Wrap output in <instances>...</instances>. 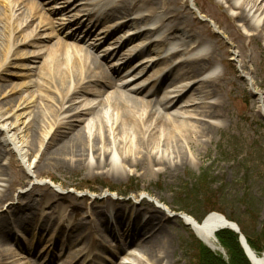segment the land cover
Wrapping results in <instances>:
<instances>
[{"label": "bare ground", "instance_id": "bare-ground-1", "mask_svg": "<svg viewBox=\"0 0 264 264\" xmlns=\"http://www.w3.org/2000/svg\"><path fill=\"white\" fill-rule=\"evenodd\" d=\"M238 1L225 0L229 9L240 10L233 19L240 23L241 27L252 32L250 36L252 41L264 44V18L261 19L264 4L258 5V0H249L245 4L237 5ZM101 2L108 5L102 16L103 21L127 20L132 14L135 15L132 20L117 24V30L127 26L135 29L134 33H128L123 45L139 40L142 35L162 32V37L150 44H146L147 41L140 45L136 44L131 46L133 50L123 47L121 61L127 58V62H130L131 58L145 51L157 54L158 58L137 63L133 68L138 66L140 72L135 74H130L127 70L128 63L118 62L109 66L107 62L115 56L116 44L121 41L119 38L111 47L113 48L111 54L106 56V63L101 62L90 50L80 46L83 39L77 36L83 28L85 33H90L92 20L88 18L87 22H84V16L91 7L99 3H80L86 6L82 15H78L77 24L82 27L67 35L72 36L73 41L68 43L59 40L41 63L39 76L41 79H38L36 84L38 90L36 99L43 105L29 113L35 101L33 94H29L27 98H19L16 106L13 99L6 101V108L0 104L2 135L0 144L4 147V149L0 147V203L4 199L12 198L16 186H21L26 181L22 175L23 168L14 160L16 153H22L21 156L26 159L34 157L32 164L37 177L48 176V173L54 170H83L87 175L99 172L116 180L128 179L131 176L143 181L160 176L171 178L186 169L188 164L197 159L212 142L220 129V124L210 122L208 119L221 122L227 120L228 112L222 99L209 101L221 90L219 84L221 76L213 74L215 67L210 65L216 58L218 42L215 41L213 48L195 52L203 42L194 40L191 33L194 21L185 10L184 3H180V0H101ZM67 3H70V0H67ZM23 4L25 8L21 7ZM193 7L197 8L194 2ZM144 8H148V14L137 15ZM197 10L199 11L198 8ZM39 11L40 6L34 0H0L1 57L5 42L10 40L15 42L22 28L30 27L38 18ZM152 19H156L155 25H150ZM200 19L210 23L204 17ZM45 24L46 20L39 17L37 26L31 27L33 32H30L22 42H15V45L33 46L31 40L35 42L47 38L36 34ZM140 24L144 25L143 29L139 28ZM212 26L214 32H218L215 25ZM59 27L61 30H69L72 25L62 23ZM177 31L182 32L185 38L176 36ZM175 39L178 40L172 43L171 41ZM165 41L174 47L169 56L161 58V53L165 51L161 46L165 45ZM258 50L264 56V45ZM179 54L187 57L181 59L174 67L169 64V70L161 78L149 77L138 86L134 84L148 65L154 66L160 61L168 62ZM33 58L37 59L36 56ZM34 61L36 60L32 59L31 63ZM1 67L0 59V74ZM110 67H114V74L124 83L116 84V77L110 74ZM177 69L179 71L172 77L170 83L168 82L169 85L181 82H186V85L180 84L179 87L182 89L167 92L163 87L167 84L169 75H173ZM156 75L158 72L153 76ZM142 84L153 85L147 89ZM250 89L257 97V110L264 115L262 109L264 98L253 85L252 88L250 85ZM187 94H190L188 98ZM1 95L4 98L8 94L2 91ZM44 98L46 104L43 102ZM24 149L26 153L23 152ZM5 152L8 154L6 165L3 163ZM3 176L7 179H3ZM52 180L54 179L50 181ZM3 182L6 185H3ZM39 194L57 204L58 201L67 199V196H58L45 188ZM24 195L28 200L26 206H31L29 201L33 195L30 193ZM101 197L103 200L109 198L104 195ZM148 197L151 201L162 204L159 198L154 199L150 194ZM103 200L94 203L96 206L91 213L94 225H97L94 226L96 231L91 232L94 235L92 237L100 235V228H107L106 210H113L118 221V212L125 208L122 204L111 203L110 200L109 203L103 204L105 202ZM135 200L140 201L136 207L133 203L129 205L134 222L130 229L121 233L124 245L134 246L118 249V254H121L120 257L116 255L118 264H135L134 260L138 261L141 257L136 247L146 249L152 264H171L169 259L171 238L165 232L170 217L159 209L144 205L141 195L136 196ZM162 205L169 210L165 204ZM142 214L146 217L144 221L141 219ZM175 214L176 218L187 225L205 246L212 251L220 252L215 235L219 229L228 227L226 224L228 220L225 217L213 212L198 223L188 214L173 215ZM119 231H122L121 226ZM75 234L80 239L88 237L82 223L75 226ZM96 241L106 244L103 237ZM249 257L252 264H264V252L260 256L250 252ZM6 259V255L0 250V264H4Z\"/></svg>", "mask_w": 264, "mask_h": 264}, {"label": "rangeland", "instance_id": "rangeland-1", "mask_svg": "<svg viewBox=\"0 0 264 264\" xmlns=\"http://www.w3.org/2000/svg\"><path fill=\"white\" fill-rule=\"evenodd\" d=\"M34 1L40 6L39 16L30 27L22 28L15 42H22L30 32H33L31 27L37 26L39 17L44 18L46 24L42 25L44 28L37 30L36 34L47 38L35 42L31 40L33 46H16L12 40L5 42L4 50H1L3 57L0 56L2 64L0 92L8 94L4 98L0 96V104L5 108L6 101L13 99L16 106L19 98H27L29 94L35 96V101L29 109L30 114L36 107L43 105L36 99L38 96L36 84L38 79H41L39 78L41 63L59 40L68 43L73 41L72 36L67 35L82 27L77 24L78 15H82L86 6L80 3H99L91 7L84 16V22H87L88 18L92 20L90 33H85L83 28L77 36L83 39L80 46L90 50L101 62L106 63V56L111 54L113 51L111 47L119 38L121 41L116 44L115 56L107 62L109 66L118 62L128 63L127 70L130 74H135L140 72L138 66L133 68L137 63L158 58L157 54L145 51L131 58L130 62H127V58L121 61L123 47L133 50L131 46L146 41V44H150L162 37V32L150 33L123 45L128 33H134L135 29L127 26L117 30V24L132 20L135 16L133 14L127 20L103 21L102 16L108 5L101 0H70V3H67V0ZM180 1L185 4V10L193 18L191 33L194 40L203 42L195 52L213 48L215 41L218 42L216 58L210 65L215 67V74L221 76L219 83L221 90L209 101L222 99L228 112L227 120L221 122V120L208 119L210 122L220 124V129L214 135L212 142L197 159L188 164L186 169L171 178L160 176L153 177L150 181H143L131 176L128 179L116 180L99 172L87 175L83 170H54L50 171L48 176L37 177L32 164L34 157L26 159L21 156L22 153H16L14 160L23 168L22 175L26 181L23 185L16 186L12 198L4 199L0 203V250L7 257L4 264H118L116 255L119 257L121 255L118 254V249L125 246L121 233L130 229V225L134 222L129 205L133 203L136 207L140 201L135 200V197L139 195L144 199V205L159 209L170 217L165 232L171 238L169 258L171 264L193 262L188 249L191 230L177 219L173 212H190L200 217L207 214L208 210L216 209L226 217L244 222L245 231L255 239L257 246L264 248V118L257 110L256 95L250 91V85L251 88L253 85L264 98V56L258 52V48L261 49L264 44L251 40L252 32L241 27V24L233 19L240 10L229 9L225 0ZM248 1L239 0L237 5ZM193 2L199 11L193 7ZM257 4H264V0H258ZM21 7L25 8V4ZM148 11V8L141 9L137 15H147ZM259 15L260 12L257 13V16ZM203 17L215 25L218 32H214V27L208 21L200 19ZM263 18L264 14L261 16V19ZM155 20L152 19L150 25H155ZM62 23L72 27L69 30H61L59 24ZM143 27V24L139 25V28L143 29ZM105 29H107L105 32H101ZM177 32H175L176 36L185 38L182 32ZM176 40L178 39L171 42L175 43ZM164 44L161 46L165 49L161 53V58L169 56V52L174 47L168 45L167 41ZM186 57L184 54H179L168 62L160 61L154 66L148 65L134 84L138 86L149 77L161 78L169 70V64L174 67ZM32 59L36 61L31 63ZM113 70L114 67H110V74L116 77ZM178 71L179 69L175 70L173 75H169V80L163 87L165 91L173 92L182 89L179 87L180 84L186 85V82L169 85ZM157 72L158 75L153 76ZM122 83L124 82L116 77V84ZM142 85L150 89L153 84ZM189 96L190 94H187V98ZM43 102L46 104V99ZM1 139L2 135H0ZM0 147L4 149L1 144ZM23 152L26 153V149ZM7 158L8 154L5 152L3 162L5 165ZM2 178L7 179L5 176ZM51 179L54 180L51 182ZM2 184L6 185L4 182ZM44 188L58 196H67V199L58 201L59 204L51 202L39 194ZM24 193L33 195L29 207L26 206L28 200ZM149 194L154 199L159 198L171 213L162 204L151 201ZM101 195L109 198L104 197L103 200ZM102 200L105 201L103 204L109 203L110 200L111 203L122 204L125 208L118 212V221L113 210H106L107 228H100V235L92 237L91 232L96 231L94 228L96 224L94 225L91 213L96 206L94 203ZM145 218L142 214L141 219L144 221ZM79 223H82L83 230L88 233L87 239L76 236L75 226ZM120 226L122 231H119ZM102 237L106 241L105 245L96 241V239L101 240ZM133 246L134 244L125 246L124 249ZM136 249L141 253V257L138 261L134 260L135 264L139 262L152 264L144 247H136ZM224 253L225 251L221 249L220 252H215L225 256Z\"/></svg>", "mask_w": 264, "mask_h": 264}, {"label": "trees", "instance_id": "trees-1", "mask_svg": "<svg viewBox=\"0 0 264 264\" xmlns=\"http://www.w3.org/2000/svg\"><path fill=\"white\" fill-rule=\"evenodd\" d=\"M201 218L202 217L198 218V220H200ZM232 221H235L238 224L250 248L256 253H260L263 248L257 246L255 239H253L245 231L244 222H242L241 220ZM216 237L222 248L226 251L227 258L224 259L222 256L212 253L194 236L190 235L188 249L192 255V264H249L248 260L246 259L243 253V250L239 245L238 238L233 232L228 230H222L216 234Z\"/></svg>", "mask_w": 264, "mask_h": 264}, {"label": "water", "instance_id": "water-1", "mask_svg": "<svg viewBox=\"0 0 264 264\" xmlns=\"http://www.w3.org/2000/svg\"><path fill=\"white\" fill-rule=\"evenodd\" d=\"M229 225V229L232 230L234 233H236L239 237V242L241 244V247L243 248L244 252H245V255L248 257L249 259V253H250V249L249 247L247 246L246 244V241L244 239V237L241 235L238 227L233 224V223H227ZM250 261V260H249Z\"/></svg>", "mask_w": 264, "mask_h": 264}]
</instances>
